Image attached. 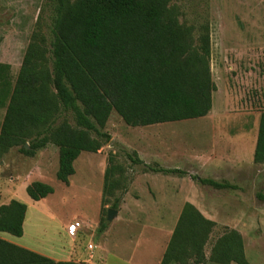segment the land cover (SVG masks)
<instances>
[{"label": "trees", "instance_id": "obj_1", "mask_svg": "<svg viewBox=\"0 0 264 264\" xmlns=\"http://www.w3.org/2000/svg\"><path fill=\"white\" fill-rule=\"evenodd\" d=\"M171 0H56L51 73L30 45L13 82L11 67L0 64V108L6 113L0 131V152L21 148L33 158L55 146L59 153L57 180L69 186L74 163L82 153L97 154L111 137L102 133L116 113L131 128H144L206 118L213 109L210 26L195 29L179 19ZM53 91L55 93H53ZM71 113L72 126L60 121ZM28 145V149L25 148ZM133 164L144 165L139 160ZM254 164L264 165V112L259 119ZM148 167V166H147ZM151 172L187 176L178 170L148 167ZM124 170L109 155L104 173L106 198L127 193ZM216 190H236L227 182L191 176ZM40 202L54 193L42 182L26 188ZM120 196V199H121ZM257 198L264 202V195ZM120 199L111 207L118 211ZM28 207L16 200L0 207V233L24 235ZM99 232L107 231L105 216ZM216 224L186 204L161 264H249L244 241L229 231L206 248ZM0 264H75L55 260L0 238Z\"/></svg>", "mask_w": 264, "mask_h": 264}, {"label": "rangeland", "instance_id": "obj_2", "mask_svg": "<svg viewBox=\"0 0 264 264\" xmlns=\"http://www.w3.org/2000/svg\"><path fill=\"white\" fill-rule=\"evenodd\" d=\"M170 7L178 13L182 23L195 29L197 36L201 26L205 23L210 26V68L217 87L211 115L221 123L228 122V127L235 131L254 127L264 112V0H171ZM56 11V0H0V64L11 67L13 82L30 45L36 48L37 58L51 73ZM5 113L6 109L0 108V131ZM59 118V123L67 120L75 125L71 113H63ZM205 120L189 122L193 125ZM188 124L169 123L134 129L113 113L101 130L110 135V142L97 154L84 153L76 160L75 175L69 186L57 180L59 157L55 146L49 145L33 158L23 154L19 147L0 152V203L16 200L28 207L23 237L5 233H0V237L50 258L68 261L69 257L75 264H143L146 260L134 257L132 250L126 248L127 241H122L125 243L120 248L105 243L106 232L110 228L113 230L110 240L119 229L115 223L117 217L109 223V230L102 234L98 231L104 210L111 209L121 196L119 190L115 197L106 198L103 203L107 158L115 156L117 164L122 166V186L127 187V192L135 183V192L146 199L154 195L155 185L147 178L136 183L137 177L151 172L148 167L157 168L158 155L159 158L171 156L169 149L184 142L186 136L179 134L186 131ZM203 127L210 132L208 126ZM137 158H143L144 165L133 164L132 160ZM33 182L51 186L54 193L40 202L32 201L25 185ZM194 184L195 187L181 186L186 194L191 191V195L205 206L197 209L202 216L216 224L206 248L207 257L218 238L229 231H237L244 241L247 262L264 264V202L257 198L259 194L264 195V165L234 179L231 185L238 190H216L198 182ZM124 196H121L118 211ZM171 211L180 217L183 209ZM69 222L82 224L73 239L68 235L71 224L66 231L63 229ZM120 234L126 236L124 231ZM89 245L94 247L93 251L88 249ZM153 257L148 260L152 261Z\"/></svg>", "mask_w": 264, "mask_h": 264}, {"label": "crops", "instance_id": "obj_3", "mask_svg": "<svg viewBox=\"0 0 264 264\" xmlns=\"http://www.w3.org/2000/svg\"><path fill=\"white\" fill-rule=\"evenodd\" d=\"M203 119L207 120L195 122L193 125L189 121H183V123H190L188 124L189 127H185L186 131L179 134L180 137L186 136L185 140H182L184 142L169 149L172 152L170 157L162 155L159 158L158 155L155 161L159 168L182 171L187 173V176L181 177L154 172H146L138 176L136 183L142 181L143 178L154 183V195L144 199L135 192L136 184L133 183L123 198L121 209L117 211L115 223L118 224L119 229L113 233L115 237L109 240L113 230L108 228L109 231L106 232L108 239L105 243H113L115 248H120L127 241L126 248L132 250L131 254L134 257L146 260L143 264H161L179 219V214L171 210L183 209L186 204H190L196 209L205 208L199 203L197 197L191 195V191L186 194V190L181 185L186 184L195 187L194 182L188 179L191 176L216 182L224 180L232 184L234 179L242 178L252 169L258 167L254 164V153L257 145L259 119L256 120L254 127L249 126V128L239 131L230 129L228 122L221 123L222 121L215 120L211 113ZM155 126H150V128ZM203 126H208L210 132H207V127ZM177 152L181 154L175 155ZM57 157H59L58 153ZM138 159L142 161L143 158ZM29 184L31 183L26 184L25 187L27 188ZM11 201L0 203V207L8 205ZM70 224L69 222L63 227L64 231ZM24 228H26V223ZM122 231L126 236H121L120 232ZM146 255L149 256L146 258ZM152 256H154L153 260H148ZM51 259L56 262H71L69 257L67 258L68 261H61L57 258Z\"/></svg>", "mask_w": 264, "mask_h": 264}, {"label": "built area", "instance_id": "obj_4", "mask_svg": "<svg viewBox=\"0 0 264 264\" xmlns=\"http://www.w3.org/2000/svg\"><path fill=\"white\" fill-rule=\"evenodd\" d=\"M81 225H82L81 222H75V223H73L72 225H70V226L68 227V235H69L70 237H72V238H75V237L77 236V234H78L80 228H81ZM88 249H89L90 251H93V250H94V247H93L92 245H89V246H88Z\"/></svg>", "mask_w": 264, "mask_h": 264}, {"label": "water", "instance_id": "obj_5", "mask_svg": "<svg viewBox=\"0 0 264 264\" xmlns=\"http://www.w3.org/2000/svg\"><path fill=\"white\" fill-rule=\"evenodd\" d=\"M25 148L28 149V145H25ZM118 215V212L113 210V209H109L108 210V214H107V222L111 223Z\"/></svg>", "mask_w": 264, "mask_h": 264}]
</instances>
